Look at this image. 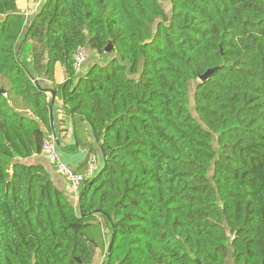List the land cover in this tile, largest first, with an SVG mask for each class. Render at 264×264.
Wrapping results in <instances>:
<instances>
[{
  "label": "trees",
  "instance_id": "1",
  "mask_svg": "<svg viewBox=\"0 0 264 264\" xmlns=\"http://www.w3.org/2000/svg\"><path fill=\"white\" fill-rule=\"evenodd\" d=\"M18 1L0 0V264H264V0H34L27 20ZM49 90L101 158L90 178L64 163L76 192L43 149Z\"/></svg>",
  "mask_w": 264,
  "mask_h": 264
},
{
  "label": "crops",
  "instance_id": "2",
  "mask_svg": "<svg viewBox=\"0 0 264 264\" xmlns=\"http://www.w3.org/2000/svg\"><path fill=\"white\" fill-rule=\"evenodd\" d=\"M22 3V5H20ZM34 0H19L17 5L19 9L33 6ZM23 6V7H22ZM65 73L59 66L54 70V82L60 84L65 80ZM55 113L53 117V125L56 131L57 142L55 144L56 152L59 159L68 165L70 168L78 170L80 167H84L88 157V151L90 146L93 149V153L99 156L97 144L93 138L91 131L85 121L81 120L78 116L73 118H65L62 111L58 108L61 105V101L56 99ZM63 130V131H62ZM101 158L98 157V163ZM30 162H39L43 164L50 173L52 181L56 186L64 191L69 199H72L76 204L77 195L71 191L65 179H63L56 171L55 165L51 163L46 157L37 156L32 158ZM71 200V201H72ZM107 239V238H106ZM105 244L107 245V240ZM96 255L100 257L97 264H101L103 260V254L100 251H96Z\"/></svg>",
  "mask_w": 264,
  "mask_h": 264
},
{
  "label": "built area",
  "instance_id": "3",
  "mask_svg": "<svg viewBox=\"0 0 264 264\" xmlns=\"http://www.w3.org/2000/svg\"><path fill=\"white\" fill-rule=\"evenodd\" d=\"M24 9V18L28 17L30 13L28 11H25ZM85 61V50H79L75 55V62H74V68L76 71H79V69L82 67V64ZM56 138L54 136H51L50 139L45 140L43 144V149L48 152L49 158L57 163V168L60 171L61 174H63L66 178L69 179L72 189L74 192H76L78 187V182H80L83 179L82 175L75 174L74 171H72L69 167H67L63 162L59 161L57 153L54 148V141ZM98 159L94 155H90L85 163V169H86V178H90L94 175L96 171Z\"/></svg>",
  "mask_w": 264,
  "mask_h": 264
},
{
  "label": "water",
  "instance_id": "4",
  "mask_svg": "<svg viewBox=\"0 0 264 264\" xmlns=\"http://www.w3.org/2000/svg\"><path fill=\"white\" fill-rule=\"evenodd\" d=\"M111 49V43H108V45L105 47V52H109ZM45 60H48V56H47V53L45 54ZM216 68L214 69H208L204 74L200 75L198 77V80L199 82H203L205 79H207L213 71H215ZM49 93L51 94L52 96V100L50 102V105H49V120H50V126L53 128V113H52V104H53V99H54V95H55V92L53 90H49ZM112 244H113V235L111 237V240L109 242V245H108V248H107V252L109 254L111 248H112ZM196 263H198V261L195 259Z\"/></svg>",
  "mask_w": 264,
  "mask_h": 264
},
{
  "label": "rangeland",
  "instance_id": "5",
  "mask_svg": "<svg viewBox=\"0 0 264 264\" xmlns=\"http://www.w3.org/2000/svg\"><path fill=\"white\" fill-rule=\"evenodd\" d=\"M20 5H22V3H20ZM162 5L164 6L165 9L168 8L166 4H162ZM27 18L28 17H26L25 19L27 20ZM85 56H86V59H85V62L83 63V65H82L83 70L86 69L88 66H90L93 63V60H94V55L90 51V49H86L85 50ZM57 66H59V65H57ZM189 108H190V111H191L192 115L195 117V112H194V108H193L192 98H190V106H189ZM101 165H102V162L100 160V163L97 162L96 170H98V167L99 166L101 167ZM99 259H100V257L97 256L96 254H94V262H93V264H97V262L99 261Z\"/></svg>",
  "mask_w": 264,
  "mask_h": 264
}]
</instances>
